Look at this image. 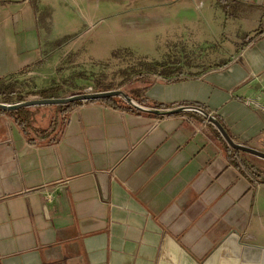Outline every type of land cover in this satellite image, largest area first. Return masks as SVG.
I'll return each mask as SVG.
<instances>
[{
	"label": "crops",
	"instance_id": "obj_1",
	"mask_svg": "<svg viewBox=\"0 0 264 264\" xmlns=\"http://www.w3.org/2000/svg\"><path fill=\"white\" fill-rule=\"evenodd\" d=\"M221 1L226 20H207L222 37L212 62L182 49L165 74L145 70L127 88L159 109L200 108L264 152V0ZM59 5L61 34L50 0H0V85L41 58L49 35L74 31L78 17ZM40 106H28V133L0 113V264H264V158L200 112L88 102L62 125Z\"/></svg>",
	"mask_w": 264,
	"mask_h": 264
},
{
	"label": "rangeland",
	"instance_id": "obj_2",
	"mask_svg": "<svg viewBox=\"0 0 264 264\" xmlns=\"http://www.w3.org/2000/svg\"><path fill=\"white\" fill-rule=\"evenodd\" d=\"M50 2L56 11L50 24L54 32L63 31L60 2L78 18L71 26L72 33L49 35L39 43V57L35 54L41 58L23 69V74L10 77L16 94L24 95V100L42 98L35 93L52 87L56 89L53 97L86 93L89 87L97 91L95 87L104 85L128 91V84L130 88L138 85L136 76L145 71L146 62L176 61L182 49L201 56L197 58L198 64H209L221 49L222 37L214 35L207 20L211 24L212 18L226 20L228 3L221 0H91L92 6L86 12L79 11L76 4L81 0ZM166 2L170 3L163 4ZM218 8L223 15L218 14ZM225 44L230 45L228 41ZM16 102L19 101L8 103ZM42 109L46 115L52 111Z\"/></svg>",
	"mask_w": 264,
	"mask_h": 264
},
{
	"label": "trees",
	"instance_id": "obj_3",
	"mask_svg": "<svg viewBox=\"0 0 264 264\" xmlns=\"http://www.w3.org/2000/svg\"><path fill=\"white\" fill-rule=\"evenodd\" d=\"M145 70L150 73H156V74H165L168 70L167 67L164 64H161L159 62H146V68ZM142 73V72H141ZM141 73L136 76L138 78L139 76L141 77ZM152 80H150L149 84L146 85L145 87H140V88H134L132 91L137 92V91H145V89L149 88V86L152 84ZM113 86L110 85H104V86H97L95 89L97 91H102V90H109L112 89ZM128 95L132 98H134L138 103L143 104V105H148L152 107H157V108H162L164 105L162 103H157V102H148L145 99H140L137 96L131 94V92L125 90ZM36 95H39L42 98L46 97H53L56 96V89L52 87L51 89H41L35 93ZM21 101L25 99L24 95H17L16 90L14 89V86L12 83L8 84H2L0 85V101L3 102H13L14 100ZM88 102H101L105 103L109 106H112L114 108H123V109H128L132 110L135 112H139L135 107L131 106L129 103H127L122 97L120 96H111V97H105V98H99V99H92V100H84V101H74L68 104H60V105H55V104H49V105H43V106H51L55 109V112L52 117H58L61 124L64 125L67 121L68 115L70 112H72L76 107L88 103ZM42 105L40 107H43ZM38 107V106H37ZM35 111L36 109H33V107H22L16 110L12 111H7L4 109L0 108V113H5L10 115L15 119L17 124L22 128L23 131L28 133L31 129H33L36 125L33 122L32 117H35ZM53 124V122H51ZM219 135V133H218ZM221 136V135H219ZM31 140V139H30ZM239 153V152H236ZM230 158L233 159L235 158L234 154L230 155ZM234 161V160H232ZM236 162V159H235Z\"/></svg>",
	"mask_w": 264,
	"mask_h": 264
},
{
	"label": "water",
	"instance_id": "obj_4",
	"mask_svg": "<svg viewBox=\"0 0 264 264\" xmlns=\"http://www.w3.org/2000/svg\"><path fill=\"white\" fill-rule=\"evenodd\" d=\"M111 96H120L123 99L126 100L127 103H129L131 106L135 107L136 109L144 112H150L155 113L158 115H169L174 114L178 112L183 111H189V110H196L200 112L204 117L208 119L212 124H214L217 129L220 131L224 139L227 141V143L232 146L234 149L237 150H243L249 153H252L254 155H257L259 157L264 158V152L258 151L256 149L250 148L248 146L242 145L240 143H236L232 137L229 135L225 127L216 119L214 116L208 114L206 111L196 108V107H190V106H180L175 108H167V109H159V108H151L144 105H141L136 100H134L132 97H130L124 90L122 89H109V90H102V91H93L92 87H89L87 89L86 93H80L71 95L68 97H46V98H39V99H26L22 100L16 103H5L0 102V108L12 111L16 110L22 107H28V106H34V105H46V104H68L74 101H84V100H92V99H99V98H105V97H111Z\"/></svg>",
	"mask_w": 264,
	"mask_h": 264
},
{
	"label": "built area",
	"instance_id": "obj_5",
	"mask_svg": "<svg viewBox=\"0 0 264 264\" xmlns=\"http://www.w3.org/2000/svg\"><path fill=\"white\" fill-rule=\"evenodd\" d=\"M261 93L264 94V87H262V89H261ZM245 102H246L247 104H251V100H249V99H246ZM263 108H264V107H263Z\"/></svg>",
	"mask_w": 264,
	"mask_h": 264
}]
</instances>
